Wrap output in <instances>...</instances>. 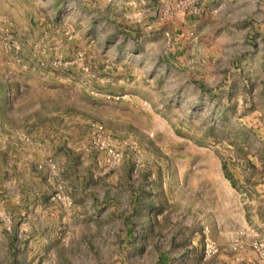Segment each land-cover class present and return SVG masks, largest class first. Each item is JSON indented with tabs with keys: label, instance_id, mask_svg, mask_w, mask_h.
<instances>
[{
	"label": "rangeland",
	"instance_id": "rangeland-1",
	"mask_svg": "<svg viewBox=\"0 0 264 264\" xmlns=\"http://www.w3.org/2000/svg\"><path fill=\"white\" fill-rule=\"evenodd\" d=\"M152 1L231 9L226 60L207 18L146 48ZM261 245L264 0H0V264H264Z\"/></svg>",
	"mask_w": 264,
	"mask_h": 264
},
{
	"label": "crops",
	"instance_id": "crops-1",
	"mask_svg": "<svg viewBox=\"0 0 264 264\" xmlns=\"http://www.w3.org/2000/svg\"><path fill=\"white\" fill-rule=\"evenodd\" d=\"M152 4L154 11L144 14H134L135 18H137L136 20H142L144 23L140 28L143 30L142 33L144 34V38L147 39V41H145L146 48L154 47L157 49L160 47L161 49L165 48L170 51L179 48V45L180 47H184L189 36L193 35L196 37L199 33L194 24L207 18L217 22L218 31H221L222 34L218 36L217 39V43H219L221 50L217 51L218 57L215 60L224 62L226 56H229L230 51H227V46L230 47L231 44L227 43L230 42V40L227 41L225 37V28L226 22L230 21L232 17V13H230L231 9L220 13L216 12V9H212L210 13L204 16L195 17L188 13L170 8L162 17L160 13L157 12L159 8L156 7V2L152 1ZM228 39H230V37ZM129 41L132 42V40ZM144 53H151V50L145 49Z\"/></svg>",
	"mask_w": 264,
	"mask_h": 264
},
{
	"label": "built area",
	"instance_id": "built-area-1",
	"mask_svg": "<svg viewBox=\"0 0 264 264\" xmlns=\"http://www.w3.org/2000/svg\"><path fill=\"white\" fill-rule=\"evenodd\" d=\"M177 2H178V4L181 3V1H177ZM95 130L98 132V131L100 130V127H97ZM112 157H113V158H114V157H117V155H112ZM257 250H258V252H259V254H260L261 256H264V248H262V245H261L260 248H258ZM212 251H213V246L211 245V243L206 242L205 245H204V252H205L206 254H210Z\"/></svg>",
	"mask_w": 264,
	"mask_h": 264
}]
</instances>
